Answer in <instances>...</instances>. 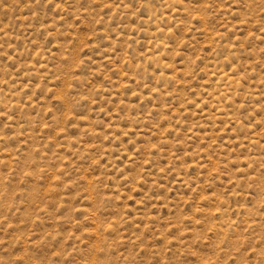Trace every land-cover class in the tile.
Returning <instances> with one entry per match:
<instances>
[{"label": "rangeland", "instance_id": "1", "mask_svg": "<svg viewBox=\"0 0 264 264\" xmlns=\"http://www.w3.org/2000/svg\"><path fill=\"white\" fill-rule=\"evenodd\" d=\"M0 264H264V0H0Z\"/></svg>", "mask_w": 264, "mask_h": 264}]
</instances>
